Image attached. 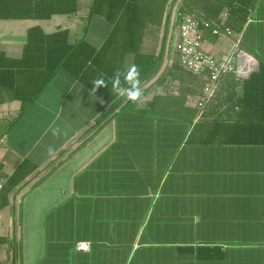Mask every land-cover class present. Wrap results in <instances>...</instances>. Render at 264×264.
Masks as SVG:
<instances>
[{"label": "crops", "instance_id": "0c3cea01", "mask_svg": "<svg viewBox=\"0 0 264 264\" xmlns=\"http://www.w3.org/2000/svg\"><path fill=\"white\" fill-rule=\"evenodd\" d=\"M91 2L46 19H0V51L20 57L36 25L100 48L112 25L86 19ZM170 2L142 35L139 49L156 70L139 102L108 103L60 69L18 117L20 101L0 103V181L22 162L34 167L0 207V264H264V143L205 142L196 128L228 115L243 80L225 75L204 100L206 80L183 69L173 49ZM236 32L264 63V0ZM202 34L206 52L232 46L231 37ZM133 60L122 55L125 67Z\"/></svg>", "mask_w": 264, "mask_h": 264}, {"label": "trees", "instance_id": "16d2710c", "mask_svg": "<svg viewBox=\"0 0 264 264\" xmlns=\"http://www.w3.org/2000/svg\"><path fill=\"white\" fill-rule=\"evenodd\" d=\"M166 1L92 0L86 19L100 15L112 25L108 37L98 49L85 38L70 42L67 29L45 33L37 25L30 27L20 57L10 58L0 51V103L4 100L20 101L18 117L60 69L69 72L89 89H92L93 79L103 74L107 86L98 88L95 93L111 103L116 98L111 92V78L117 68L125 67L122 63L124 53L134 54L133 64L140 69L141 83L156 70V58L142 53L139 48L147 23L158 21ZM254 2L183 0L181 7L201 20L227 26L236 32L242 27L247 8ZM76 9L77 0H0V19H46L54 13H73ZM225 9L228 16L222 22L220 15ZM227 75L235 79L232 74ZM234 106H239L240 111H231ZM230 108L226 116H216L196 124L197 129L201 127L202 141L264 143V63L258 61L257 70L243 80L242 96L236 98ZM33 168L22 162L3 181L0 207L6 204L8 192Z\"/></svg>", "mask_w": 264, "mask_h": 264}, {"label": "built area", "instance_id": "2783aa9c", "mask_svg": "<svg viewBox=\"0 0 264 264\" xmlns=\"http://www.w3.org/2000/svg\"><path fill=\"white\" fill-rule=\"evenodd\" d=\"M183 0H171L165 15L172 14L173 49L178 53V60L186 71L202 76L206 80L204 87V100L210 99L219 86L220 80L227 74L235 79L244 80L258 68L257 59L240 47L239 33L227 26H217L208 21L199 19L187 8H182ZM210 29L217 36L232 38V46L228 52L214 54L206 52L203 48L202 29ZM203 102H198L201 107ZM2 182L0 181V188ZM86 241L76 243V249L86 251Z\"/></svg>", "mask_w": 264, "mask_h": 264}, {"label": "clouds", "instance_id": "9594fccd", "mask_svg": "<svg viewBox=\"0 0 264 264\" xmlns=\"http://www.w3.org/2000/svg\"><path fill=\"white\" fill-rule=\"evenodd\" d=\"M111 92L117 97H122L132 103L139 102L143 97V90L141 88L140 69L137 65L131 64L124 68H117L112 75ZM91 92L94 95L98 88L106 87L107 83L104 75L100 74L93 79ZM101 103L103 101L101 100ZM52 149L49 148V152Z\"/></svg>", "mask_w": 264, "mask_h": 264}, {"label": "rangeland", "instance_id": "374dc122", "mask_svg": "<svg viewBox=\"0 0 264 264\" xmlns=\"http://www.w3.org/2000/svg\"><path fill=\"white\" fill-rule=\"evenodd\" d=\"M151 24L150 23H147L146 27H149ZM13 105H15V107L18 105V103H13ZM12 107V106H11ZM14 114V110L11 111V115ZM12 116L8 117L9 119H11Z\"/></svg>", "mask_w": 264, "mask_h": 264}]
</instances>
